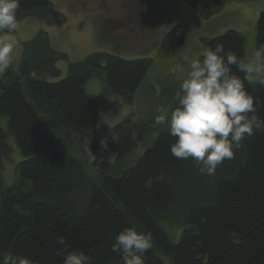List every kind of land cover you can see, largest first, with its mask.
Returning <instances> with one entry per match:
<instances>
[{"label": "trees", "instance_id": "1", "mask_svg": "<svg viewBox=\"0 0 264 264\" xmlns=\"http://www.w3.org/2000/svg\"><path fill=\"white\" fill-rule=\"evenodd\" d=\"M188 1L212 7L225 2ZM19 4V21L42 9L45 12L38 16L48 24L50 14L60 16L57 22H65L50 0H19ZM185 34L182 25L174 26L164 36L162 50L177 52ZM217 44L223 45L225 54L246 57V40L236 31L205 41L207 49L214 50ZM260 46H264V11L257 22ZM56 58L67 55L56 54ZM151 64L150 58L128 60L96 53L72 64L70 74L60 81L30 79L38 109L25 96L19 80L0 82V115L7 116L8 130L23 157L19 181L6 189L1 200L0 257L12 254L26 256L33 264H62L63 257L57 254L61 246L56 243L62 236L69 251H83L89 264H119V255L111 251L114 238L125 228H135L152 236V247L142 256L144 264H165L157 250L174 264H264V132L246 137L240 157L225 160L212 176L202 174L194 160L171 154L175 138L167 130L121 176L106 174L142 146L150 131L147 124L131 118L115 126H99V103L87 92L86 83L102 73L112 93L132 102ZM231 67L243 79L244 74ZM245 88L254 98L256 114L264 119V86L245 82ZM41 111L62 128L91 130L82 135L79 149L102 178V185L90 183L79 160L46 127ZM112 158L115 163L109 162ZM183 175V183L193 192L186 198ZM78 190H88L82 208L74 199ZM110 191L118 204L108 195ZM18 209L28 214L21 215ZM166 218L174 221L172 229L164 224Z\"/></svg>", "mask_w": 264, "mask_h": 264}, {"label": "rangeland", "instance_id": "2", "mask_svg": "<svg viewBox=\"0 0 264 264\" xmlns=\"http://www.w3.org/2000/svg\"><path fill=\"white\" fill-rule=\"evenodd\" d=\"M50 1L52 9L65 17V22H57L60 16L48 13L51 22L48 24L47 20L38 16L45 12L41 9L20 20L16 32L0 33V39L6 38L14 44L13 63L0 75V82L19 80L28 99L34 98L29 88L30 79L60 81L70 74L72 64L83 62L96 53L113 54L128 60L152 59L150 69L132 102H127L124 95L112 93L102 73L92 75L86 83L87 92L99 103V126L111 127L131 118L147 124L150 131L142 146L106 172L109 176H121L134 166L158 135L166 130L154 126L153 116L160 105L174 103L178 85L169 69L184 63L185 58H200L207 49L206 40L228 31H236L244 36L247 59L257 48V22L264 11V0H225L218 7L188 0ZM176 25L184 27L186 40L177 52L167 54L161 48L162 40ZM56 54H66L67 58H56ZM101 62L106 64L104 59ZM156 86L161 90L159 95L156 94ZM33 104L38 109L37 102L33 101ZM41 114L46 127L60 137L68 152L79 160L90 183L102 185V178L93 171L88 158L79 149L82 135L91 130L82 132L62 128L44 111ZM7 122V116L0 115V208L6 189L19 181V163L23 159ZM241 151L242 146L235 150L234 158L229 161L234 162ZM180 179L183 183L184 175ZM183 185L186 187L183 196H191V187ZM108 195L118 204L112 191ZM87 197L88 190L75 192L74 199L79 208L84 206ZM177 202L181 204L182 201ZM173 222L166 218L164 224L167 229H172ZM157 254L165 264H174L171 257L160 250H157Z\"/></svg>", "mask_w": 264, "mask_h": 264}, {"label": "clouds", "instance_id": "3", "mask_svg": "<svg viewBox=\"0 0 264 264\" xmlns=\"http://www.w3.org/2000/svg\"><path fill=\"white\" fill-rule=\"evenodd\" d=\"M19 7V0H0V33L11 34L19 29ZM13 48L12 42L0 39V75L13 63ZM231 66L244 74L243 79L234 74ZM169 72L178 85L174 103L160 105L153 124L175 138L170 146L174 157L192 159L202 174L212 176L220 164L234 158L235 150L246 137L264 132V119L256 114L254 98L245 88V82L264 86V46L242 59L230 51L225 54L223 45L217 44L214 50L206 49L202 59L185 58L184 63L176 64ZM160 91L156 86L157 95ZM87 151L92 159L96 158L88 147ZM109 162L115 163V158ZM18 211L28 214L26 209ZM56 243L61 246L57 254L62 255V264H89L83 251H69L64 237H58ZM151 247L150 233L125 228L115 236L111 251L119 255V264H144L142 256ZM0 264L33 262L26 256L4 254Z\"/></svg>", "mask_w": 264, "mask_h": 264}]
</instances>
